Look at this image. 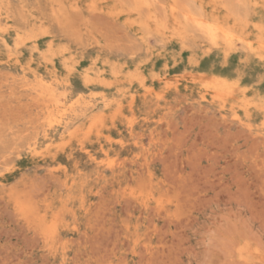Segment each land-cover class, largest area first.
Segmentation results:
<instances>
[{
    "label": "rangeland",
    "instance_id": "obj_1",
    "mask_svg": "<svg viewBox=\"0 0 264 264\" xmlns=\"http://www.w3.org/2000/svg\"><path fill=\"white\" fill-rule=\"evenodd\" d=\"M0 27V264H264V0H0Z\"/></svg>",
    "mask_w": 264,
    "mask_h": 264
},
{
    "label": "bare ground",
    "instance_id": "obj_2",
    "mask_svg": "<svg viewBox=\"0 0 264 264\" xmlns=\"http://www.w3.org/2000/svg\"><path fill=\"white\" fill-rule=\"evenodd\" d=\"M50 3H52V2H50ZM62 3V2H61ZM201 4V3H200ZM52 6H53V4H52ZM143 9V8H142ZM8 11V10H7ZM10 12V11H9ZM4 13V12H3ZM6 13V12H5ZM7 14V13H6ZM59 14V13H58ZM142 14V13H141ZM8 15H9V13H8ZM13 15V14H12ZM6 16V15H5ZM34 17V16H33ZM67 17V16H66ZM213 17V16H212ZM11 18H13V17H11ZM31 18L32 17H30V20H31ZM194 18V17H193ZM9 20V19H8ZM26 20V19H25ZM198 20V19H197ZM7 21V20H6ZM21 21H23V20H21ZM37 21V20H36ZM219 21V20H218ZM12 22V21H11ZM207 22V21H206ZM32 23V22H31ZM38 23V22H37ZM39 24V23H38ZM2 25V24H1ZM14 25V24H13ZM12 25V26H13ZM41 26L43 25V23H41L40 24ZM206 25H208V23L206 24ZM218 25V24H217ZM249 25V24H248ZM11 26V25H10ZM16 26V25H15ZM35 26V25H34ZM37 26V25H36ZM45 26V25H44ZM1 28L2 27H0V30H1ZM4 28H6V27H4ZM20 28V27H19ZM33 28V27H32ZM10 29V28H9ZM14 29H15V27H14ZM17 29V28H16ZM21 30V29H20ZM218 32H220L223 36L225 35L224 33H222L221 32V30L220 29H216ZM25 31V30H24ZM42 31V30H41ZM206 31L208 32V35H209V37L211 38V39H213L215 36H216V34L215 33H213L215 30H212L211 28L209 29V28H207L206 29ZM246 31V30H245ZM4 32V31H3ZM13 32V31H12ZM15 32V31H14ZM2 33V32H1ZM6 33V32H5ZM28 33V32H27ZM34 33H37V32H34ZM43 33H45L44 31H42V34ZM244 33V32H243ZM242 33V34H243ZM41 34V33H40ZM8 35V34H7ZM202 35H203V33H202ZM18 36V35H17ZM22 36V35H21ZM44 36V35H43ZM241 36V35H240ZM243 36V35H242ZM14 37L16 38V36L14 35ZM202 37V36H201ZM23 38V37H22ZM21 38V39H22ZM35 38V37H34ZM50 38V37H49ZM233 38V37H232ZM243 38V37H242ZM41 39V38H40ZM44 39H45V36H44ZM19 40V39H18ZM32 40H37V39H32ZM48 41H49V39H47ZM205 40V39H204ZM23 41V40H22ZM22 41H21V43H22ZM183 41V40H182ZM14 42V41H13ZM19 42H20V40H19ZM51 42V41H50ZM24 43V42H23ZM22 43V44H23ZM26 43H28V42H26ZM42 43V42H41ZM52 43V42H51ZM264 43V42H263ZM244 44H245V42H244ZM36 45V44H35ZM42 45H43V43H42ZM246 45V44H245ZM14 46V45H13ZM47 45L45 44V47H46ZM258 46V45H257ZM31 47V46H30ZM40 47H41V45H40ZM44 47V48H45ZM165 47V46H164ZM7 48V47H6ZM47 48H48V46H47ZM55 48H57V47H55ZM60 48V47H59ZM260 48V47H259ZM33 49V48H32ZM42 49V48H41ZM61 49V48H60ZM250 50V49H249ZM31 51H33V50H31ZM46 51V50H45ZM49 51V50H48ZM64 51H66V50H64ZM261 51V50H260ZM58 52V51H57ZM253 52V51H252ZM40 53V52H39ZM46 53H48L47 51H46ZM52 53V52H51ZM60 53V52H59ZM7 54V51H5V55ZM54 54V53H53ZM255 54V53H254ZM7 55H9V54H7ZM6 55V56H7ZM13 55V54H12ZM59 55V54H58ZM61 55V54H60ZM54 56V55H53ZM8 57V56H7ZM10 57V56H9ZM65 57V56H64ZM52 58V57H51ZM4 60H5V57L3 58ZM20 59V58H19ZM42 59H45V58H42ZM41 59V60H42ZM63 59V58H62ZM68 59V58H67ZM1 60V59H0ZM16 60V59H15ZM6 61V60H5ZM11 61V60H10ZM9 60H8V62H10ZM12 61H13V59H12ZM20 61V60H19ZM46 61V60H45ZM47 61H49L48 59H47ZM21 62V61H20ZM62 62V61H61ZM64 62V61H63ZM13 63V62H12ZM48 63H50V61L48 62ZM22 64V63H21ZM19 65V64H18ZM67 66V65H66ZM17 67V66H16ZM21 67V66H20ZM42 67V66H41ZM19 68V67H18ZM114 68V67H113ZM44 69V68H43ZM53 69V68H52ZM46 70V69H45ZM31 72V71H30ZM50 72H51V70H50ZM59 72V71H58ZM82 73H84V72H82ZM103 73V72H102ZM127 73V72H126ZM137 73V72H136ZM44 74V73H43ZM62 74V73H61ZM117 74V73H116ZM30 75V74H29ZM29 75H28V77H29ZM69 75V74H68ZM82 75H84V74H82ZM98 75V74H97ZM125 75V74H124ZM137 75V74H136ZM136 75H135V77H136ZM39 76V75H38ZM45 76V75H44ZM51 76V75H50ZM63 76V75H62ZM114 76V75H113ZM112 76V78H114ZM131 76V75H130ZM43 77V76H42ZM53 77V76H52ZM69 77H71V76H69ZM83 76H81V78H82ZM85 77V76H84ZM106 77V76H105ZM49 78V77H48ZM31 79V78H30ZM42 79V78H41ZM83 79V78H82ZM97 79H98V77H97ZM100 79H101V77H100ZM33 80V79H32ZM84 80V79H83ZM87 80V79H86ZM124 80H125V78H124ZM127 80V79H126ZM134 80V79H133ZM213 80V79H212ZM48 81V80H47ZM128 81V80H127ZM219 81V80H218ZM88 82H89V80H88ZM87 82V83H88ZM131 82V81H130ZM222 82V81H221ZM99 83V82H98ZM107 83H108V81H107ZM106 83V84H107ZM109 83H111V82H109ZM103 84V83H102ZM32 85V84H31ZM92 85V84H91ZM94 85H97V84H94ZM105 85V84H104ZM111 85V84H110ZM226 85H227V83H226ZM70 86V85H69ZM109 86V85H108ZM120 86V85H119ZM216 86V85H215ZM221 86V85H220ZM222 86H224L223 84H222ZM232 86V85H231ZM68 87V86H67ZM100 87H102V85L100 86ZM105 87V86H104ZM115 87V86H114ZM117 87V86H116ZM84 88V87H83ZM206 88V87H205ZM214 88V87H213ZM68 89V88H67ZM103 89V88H102ZM115 89V88H114ZM209 89V88H208ZM217 89L220 91V89L218 88V86H217ZM230 89V88H229ZM117 90V89H116ZM118 90H119V88H118ZM213 90V89H212ZM225 90V89H224ZM228 90V89H227ZM207 91V90H206ZM214 91V90H213ZM212 91V92H213ZM226 91V90H225ZM116 92V91H115ZM228 92V91H227ZM119 93V92H118ZM216 93V92H215ZM214 93V94H215ZM218 93V92H217ZM223 93V92H222ZM222 93H220V94H222ZM229 93V92H228ZM103 94V93H102ZM79 95V94H78ZM77 95V96H78ZM92 95H93V93H92ZM100 95V94H99ZM102 96V95H101ZM243 96V95H242ZM92 97V96H91ZM95 97V96H94ZM93 97V98H94ZM99 97V96H98ZM218 97V96H217ZM244 97V96H243ZM29 98V97H28ZM89 98V97H88ZM35 99V98H34ZM37 99V98H36ZM61 99V98H60ZM75 99V98H74ZM47 100V99H46ZM72 100V99H71ZM86 100V99H85ZM89 100V99H88ZM92 100H94V99H91V101ZM68 101V100H67ZM76 101V100H75ZM74 102V101H73ZM59 103V102H58ZM64 103H66L65 101H64ZM244 103V102H243ZM106 104V103H105ZM104 105V104H103ZM244 105V104H243ZM31 106H33V105H31ZM63 106V105H62ZM75 106V105H74ZM79 106V105H78ZM105 106H107V105H105ZM81 107V106H80ZM102 107H104V106H102ZM243 107H245V105L243 106ZM109 108V107H108ZM108 108H105V109H108ZM246 108V107H245ZM79 109V108H78ZM104 109V110H105ZM71 110H72V108H71ZM232 112V111H231ZM42 113H44V112H42ZM81 113H83V112H81ZM79 115H80V113H79ZM48 126L50 127L51 126V124L49 123L48 124Z\"/></svg>",
    "mask_w": 264,
    "mask_h": 264
}]
</instances>
